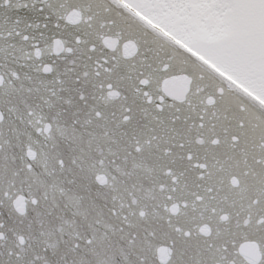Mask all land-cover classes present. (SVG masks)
Masks as SVG:
<instances>
[{
  "label": "snow or ice",
  "instance_id": "1",
  "mask_svg": "<svg viewBox=\"0 0 264 264\" xmlns=\"http://www.w3.org/2000/svg\"><path fill=\"white\" fill-rule=\"evenodd\" d=\"M0 264H264V0H0Z\"/></svg>",
  "mask_w": 264,
  "mask_h": 264
}]
</instances>
